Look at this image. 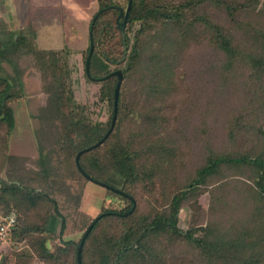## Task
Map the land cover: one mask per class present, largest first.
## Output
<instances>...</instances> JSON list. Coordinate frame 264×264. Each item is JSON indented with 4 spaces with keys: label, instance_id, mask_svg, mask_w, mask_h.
<instances>
[{
    "label": "trees",
    "instance_id": "1",
    "mask_svg": "<svg viewBox=\"0 0 264 264\" xmlns=\"http://www.w3.org/2000/svg\"><path fill=\"white\" fill-rule=\"evenodd\" d=\"M96 1L89 78L88 36L81 52L94 100L76 99L69 51L38 50L29 29L0 30V174L21 163L10 161L7 140L22 90L1 71L30 61L43 95L33 168L19 165L12 180L0 181V218L14 213L10 239L27 248L0 264H77L80 236L67 237L91 182L74 156L109 127L116 77L94 79L115 71L122 77L115 123L78 164L127 197L98 186L105 199L91 221L114 214L94 221L80 263L264 264V0H131L122 33L115 18L127 0ZM130 200L132 212L118 216ZM184 207L190 215L181 230Z\"/></svg>",
    "mask_w": 264,
    "mask_h": 264
},
{
    "label": "rangeland",
    "instance_id": "2",
    "mask_svg": "<svg viewBox=\"0 0 264 264\" xmlns=\"http://www.w3.org/2000/svg\"><path fill=\"white\" fill-rule=\"evenodd\" d=\"M97 11L96 0H0V30L15 31L29 29L33 34V43L38 50H67L70 52L69 63L72 67L73 92L76 99L81 100L87 96L94 100L97 85L88 84L82 76L81 52L87 46V24ZM201 47V46H200ZM199 47V49H200ZM196 50H194L195 52ZM1 75L6 76L11 82L18 80L21 84L19 98L11 103L14 123L7 140L10 161L21 163L7 164L0 174V181L12 180V172L18 166L33 168L37 152L35 144V130L43 95L39 91L38 75L30 61L22 59L18 62V72L13 73L4 67ZM17 89L14 81L13 90ZM18 94V92L15 91ZM100 116L101 118H103ZM105 199L104 190L87 183L80 200V213L74 233L67 238L76 239L94 218ZM107 202V200L105 201ZM208 198L200 196L199 203L205 209ZM114 203V204H113ZM112 205H116V201ZM203 209V210H204ZM189 210L184 207L179 212L178 228L186 229L189 221ZM197 232L195 237H199ZM27 248L23 242H13L10 234L4 240L0 239V259H12V253ZM178 255L187 257V251L177 250ZM196 264L193 259L190 264Z\"/></svg>",
    "mask_w": 264,
    "mask_h": 264
},
{
    "label": "water",
    "instance_id": "3",
    "mask_svg": "<svg viewBox=\"0 0 264 264\" xmlns=\"http://www.w3.org/2000/svg\"><path fill=\"white\" fill-rule=\"evenodd\" d=\"M130 2H131V0H127V4H126V8H125L124 12H122L121 10H118V15L115 18L116 26H117L118 30L121 33L123 32V29H124V26H125L126 17H127L128 9H129V6H130ZM96 16H97V13L92 17V20H91L92 22L95 20ZM121 17H122L121 22H118V20ZM121 37L123 39V35ZM92 48H93V43H92V39H91V34H90V32H88V52H87V56H86L85 61H84V66H83L84 73H85L86 77H88V78H89V75H88V62H89V58H90L91 53H92ZM122 50H123V55H122V59H123L124 56H125V47H124V44H123ZM111 76H115L116 77V82H115L114 89H113V96H112V114H111V119H110L109 127H108L107 131L104 133V135L102 136V138L99 139L96 143H94L93 145H91L89 147H86L84 149H81L80 151H78L75 154V156H74V164H75V167H76L77 171L87 181L93 183L94 185L107 188L111 192H113V193H115L117 195H120V196L126 198L127 196L124 193H122V192H120V191H118V190H116L114 188L108 187V186H106V185H104L102 183H99V182H96V181L91 180V178H89L81 170V168L79 167V164H78V158H79V156L81 154H83L85 152H88L91 149L96 148L97 146H99L103 142V140L109 135V133L111 132V130L113 128V125L115 123L116 111H117L118 90H119L120 82H121V79H122L121 74L118 71H115V72H112V73L108 74L107 76H105L103 78L94 79V81L101 82V81H104V80H106L107 78H109ZM130 201H131V208L125 214H119L118 216H122L123 217V216L129 215L132 212V210L134 208V201L133 200H130ZM107 214H114V213H101L100 215H98L96 217V219L99 218V217H103V216H105ZM96 219H94V221ZM94 221H91L86 226V228L84 229V231L82 232V234L80 236V239H79V242H78V245H77V248H76V253H75V260H76V263L77 264H81L80 263V251H81V247L83 245V242H84L85 238L87 237L88 233L90 232Z\"/></svg>",
    "mask_w": 264,
    "mask_h": 264
},
{
    "label": "built area",
    "instance_id": "4",
    "mask_svg": "<svg viewBox=\"0 0 264 264\" xmlns=\"http://www.w3.org/2000/svg\"><path fill=\"white\" fill-rule=\"evenodd\" d=\"M15 222L14 213H10L0 218V239L4 240L9 236Z\"/></svg>",
    "mask_w": 264,
    "mask_h": 264
}]
</instances>
